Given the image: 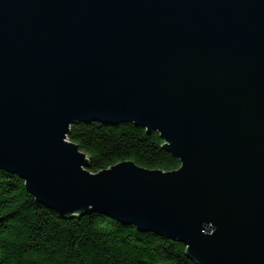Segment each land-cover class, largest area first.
Instances as JSON below:
<instances>
[{
  "label": "water",
  "instance_id": "obj_1",
  "mask_svg": "<svg viewBox=\"0 0 264 264\" xmlns=\"http://www.w3.org/2000/svg\"><path fill=\"white\" fill-rule=\"evenodd\" d=\"M79 123L144 127L181 166L92 173ZM0 170L65 218L264 264V0H0Z\"/></svg>",
  "mask_w": 264,
  "mask_h": 264
},
{
  "label": "trees",
  "instance_id": "obj_2",
  "mask_svg": "<svg viewBox=\"0 0 264 264\" xmlns=\"http://www.w3.org/2000/svg\"><path fill=\"white\" fill-rule=\"evenodd\" d=\"M69 140L95 174L126 161L165 172L181 166L158 133L132 123H79ZM186 249L108 216L65 218L38 203L19 176L0 170V264H196Z\"/></svg>",
  "mask_w": 264,
  "mask_h": 264
}]
</instances>
